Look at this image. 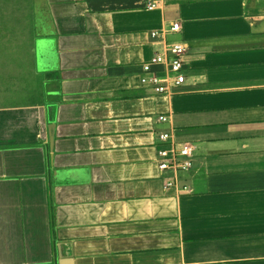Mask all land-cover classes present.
Instances as JSON below:
<instances>
[{"label": "crops", "instance_id": "1", "mask_svg": "<svg viewBox=\"0 0 264 264\" xmlns=\"http://www.w3.org/2000/svg\"><path fill=\"white\" fill-rule=\"evenodd\" d=\"M37 2L43 30L0 21V264H264V0ZM162 39L185 81L157 94Z\"/></svg>", "mask_w": 264, "mask_h": 264}, {"label": "built area", "instance_id": "2", "mask_svg": "<svg viewBox=\"0 0 264 264\" xmlns=\"http://www.w3.org/2000/svg\"><path fill=\"white\" fill-rule=\"evenodd\" d=\"M145 8L154 10L157 8V0H146ZM180 30L177 22L169 25L166 33H174ZM153 38L162 37L156 30L151 32ZM186 47L183 43H169L162 39L161 48L146 64L147 73L141 77V84L147 86L157 94H166L173 87L181 86L185 81L184 55ZM150 66H162L161 71L148 72ZM165 118L162 117V120ZM161 146L158 148L159 168L161 170L173 169L185 171L192 166V148L188 143L173 142L168 133L159 135ZM172 183L168 182L167 187Z\"/></svg>", "mask_w": 264, "mask_h": 264}, {"label": "rangeland", "instance_id": "3", "mask_svg": "<svg viewBox=\"0 0 264 264\" xmlns=\"http://www.w3.org/2000/svg\"><path fill=\"white\" fill-rule=\"evenodd\" d=\"M19 1L24 2L27 0H0V21L6 23V25L9 24L11 29L13 27L16 29L17 26H19L20 30L25 32L30 29H37L38 31L41 29L43 30L47 23L44 6H31L28 8L29 3L33 0H29L30 2L26 6H21ZM37 4L40 5V0H38ZM25 32H23V34ZM37 52L39 68H41L44 59L40 53L39 47H37ZM50 68H56L55 61L50 63L49 69Z\"/></svg>", "mask_w": 264, "mask_h": 264}, {"label": "water", "instance_id": "4", "mask_svg": "<svg viewBox=\"0 0 264 264\" xmlns=\"http://www.w3.org/2000/svg\"><path fill=\"white\" fill-rule=\"evenodd\" d=\"M60 259H61L62 261H65V260H66V258H65L64 256H62ZM60 264H61V262H60ZM62 264H64V263H62Z\"/></svg>", "mask_w": 264, "mask_h": 264}]
</instances>
